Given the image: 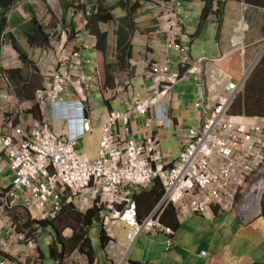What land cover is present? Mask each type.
<instances>
[{
	"label": "built area",
	"instance_id": "1",
	"mask_svg": "<svg viewBox=\"0 0 264 264\" xmlns=\"http://www.w3.org/2000/svg\"><path fill=\"white\" fill-rule=\"evenodd\" d=\"M182 4L178 0L155 4L157 30L152 38L159 41L163 37V53H154L149 59L145 75L150 85L144 90L135 91L131 77L116 81V93L128 109L113 111L103 120L95 159L79 149L94 132L93 119L99 118L90 90L96 78L99 88L102 81L99 73L87 69L93 62L83 57V51L97 47V37L89 45L71 39L69 30L62 28L51 35L49 44L29 45L26 51L42 78L34 100L19 96L9 71L22 61L13 47H3L0 158L7 161L14 180L0 204V264L43 263L36 232L23 227L15 216L21 206L38 232L43 229L40 223L56 219L66 207L82 212L96 207L99 226L108 233L114 226L127 230L129 249L144 232L165 234L167 248H173L174 227L163 219L170 207L179 222L214 216V208L232 213L240 211L238 199L247 189L244 207L259 210L264 196V116L232 113L250 70L236 77L217 65L237 51L246 58L249 47L244 33L249 25L243 21L239 41L232 42L236 52L231 56L196 61L191 53V32L184 28L187 16L178 7ZM94 5L95 1L88 5L89 15ZM110 26L103 23V30L109 31ZM189 80L198 88L196 108L201 125L188 130L184 150L173 161L164 153L159 129L173 126L172 92L180 82ZM69 93L73 101L84 103L91 116L82 121L79 135L67 127L59 128L57 119L62 117L53 116L58 107L68 104L65 95ZM1 100L7 104L2 105ZM34 108L38 110L33 112ZM137 117L144 119L141 129L134 125ZM156 179L163 184V197L142 217L135 196ZM254 217L249 216L248 222ZM24 247L29 248L25 255Z\"/></svg>",
	"mask_w": 264,
	"mask_h": 264
},
{
	"label": "crops",
	"instance_id": "2",
	"mask_svg": "<svg viewBox=\"0 0 264 264\" xmlns=\"http://www.w3.org/2000/svg\"><path fill=\"white\" fill-rule=\"evenodd\" d=\"M81 1H83L82 5H80ZM85 1L87 2V0H18L16 7H14V10L9 15L8 30L17 35L18 40L19 42H21V44L22 41L26 42V45H23V47L25 50H28L29 43H27L28 40L24 37L27 31V26L29 25L33 16L36 15L38 20L43 25L50 28V30H48L49 33L55 34L59 31V26L61 25L59 24L60 22L58 23L59 19H58V15H56L57 12L58 14L63 16V26L67 27L71 31V33L75 35L74 37H76L75 38L76 40L81 41L82 39L84 42L91 45L93 42V38L92 36L88 35L90 30L88 28H85L83 22L85 17L84 4H86L85 7L87 8V3H85ZM118 1L116 2L118 3ZM109 2L112 3L113 1H109ZM109 2L108 0H105V2L103 1V4H105L106 7H113L117 4L116 2H115L116 4L114 2L110 4ZM155 8L156 5H152V4L149 5L147 4V2H143L141 4V8L138 11V17H140L141 12H143L144 14L147 12V10L154 11ZM118 11L121 12L120 15L117 14ZM250 11H255L252 14H254L255 18H261L262 23L258 30H253L255 35L253 34L252 36H249L250 43L248 45L251 44V46L254 47L260 44L264 40V10L255 7H250L244 3L231 1L227 4L225 8L224 23L222 27H220L218 20L213 17L209 21H207L205 28L203 29L201 34L199 35L197 34L199 23L196 26H194L192 30H189L191 32V37H192L190 42L192 57L196 61L201 59L202 57L205 58L202 55H205L206 51L208 50L206 48L207 45L205 47L206 50H203L202 53L196 52L194 50V47L197 42L195 39L196 37L198 38L201 37L209 27H210L209 37L206 38L207 41L212 40L211 29L215 28L216 32L218 31L217 45H214L213 48V51L217 55L215 53H211V55L217 56L215 60L221 59L223 57L231 56L232 52L234 51L232 47V42L239 41L242 33L241 28L243 25V21H245L249 26H251L247 19V16L245 15L246 13L249 12V16H251ZM124 12L125 10L121 7L117 8L114 11L117 18L122 17L124 15ZM201 16L202 13L200 14V18ZM214 19L217 20L216 24H214ZM114 27L115 25H113V29L115 30ZM137 27L138 30L136 31V36H135L136 41L134 38V50L132 54V59L134 60L133 62L135 64L132 68V64L129 62L130 64H128L129 66L127 67L126 71L123 72L117 71L119 73L115 81L123 80L126 77H131L135 81V86H136L135 91L136 90L142 91L150 85V81L146 79V75H145V71L147 69L149 59L154 53L159 55L163 53L164 41H163V37H160L159 41H155L152 38L153 35H155L152 33H155L157 30L156 25H155L156 29L148 30L149 28H153V27H148L147 25L145 27L142 26L140 27L137 18ZM184 28L188 31L186 24H184ZM113 32L115 31L112 30L109 31L108 33V44L110 45H112V36H114ZM115 35H116V39H118L116 33ZM138 36L140 37V39L137 38ZM136 42L138 43L136 44ZM74 43L75 42H73V44ZM78 45L79 47H81L82 43L80 42L78 43ZM116 50H117V42H116ZM94 53H96V58L92 56ZM196 54L199 57L196 58L197 56ZM234 55L227 59L228 64L232 65L235 60L234 64L240 67L239 57L235 56V59H233ZM83 56L85 60L95 62L96 64L95 65L96 68H94L95 75L97 70L100 71L101 69V72L103 73L100 75L101 77L100 79L101 81H103V79L107 77L105 76L106 68H105V64H103V60H104L103 54L99 51V49L91 48L90 50L83 51ZM174 60L176 62L177 58L174 57ZM225 62L222 64H217L218 67H224ZM97 64H99V66H97ZM106 64L113 65V63L109 61V58H107ZM229 65H227V67H229ZM92 66L93 64L88 67L89 70L92 69ZM227 67L225 66V68ZM209 68H211V66H209ZM117 72H115V74ZM112 73H114V71H112ZM93 86L95 89L99 88V84L97 82L95 83V85L93 84ZM3 91L4 89L2 88L0 82V92ZM197 95H198V88L196 83L192 80L182 81L175 87V89L172 92L171 101H170V105L173 112V126L169 129H163V128L159 129V134L161 138L163 137L161 135L162 130L171 129L174 130L173 132L183 131L185 132V134H187L188 130L192 128V126L189 127L190 125H188L189 106L186 105L187 98L193 100L192 97H194V100H196ZM125 96L129 97L130 93ZM1 104L6 105L7 103L6 101L1 100ZM106 109L107 110L102 114L100 113L98 114L97 110L94 109L98 114L99 118L93 119L94 132L91 135L92 136L95 135L97 139L98 150L100 147V138H101L100 127L103 123V120L108 118L109 113L113 109L126 111L128 109V105L127 103L119 99V97H117L116 100L111 102V104L107 103ZM196 119L199 122V125H201L199 117L197 118L196 116ZM143 123H144V119L141 117H137L134 125L135 127L139 126L138 129H141ZM58 126H60L59 128L63 129L62 122H58ZM91 138L93 139V137ZM178 138L180 140V143H182L181 145L182 149L179 151L177 158L174 159L172 153L166 154L173 161H176L180 157V154L184 148L186 135L184 136L183 139L182 137H178ZM12 176L13 173L11 172L7 161L5 160V158H0V192L9 184L12 185L11 181L14 179V177L12 179ZM9 178L12 179L10 182L8 180ZM141 192L142 191H138L135 198L139 203L141 216L145 217L157 205L159 201L158 200L159 195L158 193L152 194L150 192L141 195ZM170 208L166 212L165 218L163 217V219L165 220L164 222L166 224L174 227L175 230V236L173 237L174 246L172 249L167 248V244H166L167 236L165 234H161V233L153 234V233L144 232L139 236V238L134 243L132 248H130L131 249L130 250L129 249L130 246L127 241V235H126L127 230L121 229L117 226H114L113 231L109 232L110 234L108 233L112 237V240L109 242V244H107V246H103L100 236V230H99V228L101 227L96 222L94 223L92 229L90 230V237L92 238L93 245L95 243L97 244L100 243L101 249L100 251L97 250L94 245L97 258L92 264H239L242 262V259L244 258L242 251L241 249L238 250L239 247L237 246L236 247L237 255L233 257L231 254H228V249L232 247L231 245L238 242L242 234L246 230L252 231V235H254L255 237L259 236L260 230L263 229L264 231V219L262 218V214L255 216L254 219H251V221L248 222L249 216H244L243 214H241L240 211L236 210L234 211L236 213L234 212L230 213V214H236L239 219V222H233L231 231L235 236L230 237L228 235L229 232L222 231L224 224L228 222H189L193 219L199 218L200 216L192 217L186 222H179L178 219L176 218L174 208L173 207L171 209ZM22 209L24 208L19 207L17 211ZM223 214L226 213H221L219 212L218 208H214V216H211L208 219L216 221ZM29 222L30 221H28V223ZM21 223H23V221H21ZM64 223L67 222L64 221ZM253 223L256 225L258 224L260 228L255 230L253 227H251ZM70 224L71 223H67L66 228L64 229L63 235L65 237L71 236L74 232ZM49 225L51 224H48L44 228H48ZM206 225H210L211 229L209 228L206 229ZM238 225L240 228L237 231H235ZM37 233L38 230L36 231V234ZM54 236L55 234L53 233L51 240L54 239ZM250 238L254 240L252 237ZM51 240L49 244L53 243L51 242ZM250 242L252 241L250 240ZM24 249L25 250L23 251V254L25 255L29 251V248L24 247ZM128 250H130V252L129 255L127 256ZM41 252L43 255L42 264H47L46 263L48 261L47 256L45 255V253H43L42 250ZM204 252L207 253L206 257L202 256ZM55 262L58 264L57 261ZM65 262H66L65 264H90L88 257L80 253L79 251L72 252ZM245 264H258V263L256 262L253 263V261H246Z\"/></svg>",
	"mask_w": 264,
	"mask_h": 264
},
{
	"label": "trees",
	"instance_id": "3",
	"mask_svg": "<svg viewBox=\"0 0 264 264\" xmlns=\"http://www.w3.org/2000/svg\"><path fill=\"white\" fill-rule=\"evenodd\" d=\"M89 1L91 0H87L85 3H93ZM158 1L162 0H119L117 3L118 5L116 4L115 6L108 8L96 6L98 4L96 2L93 9L91 10V17L89 18V24L87 28L93 35L98 37V49L104 57L103 64H105L106 68V72H104L105 76L107 77L105 78V86L102 92L104 99L108 104H111V102L117 98V94L115 92V79L117 78L118 73L126 71L127 67L129 66L128 64H132V54L134 50L133 40L136 31L138 30L137 18L141 4L143 2H147V4L155 5ZM231 1L244 3L250 7L264 10V0H202L203 10L201 20L198 25L197 34H201L207 21L213 17L218 20L220 27H222L224 23L225 8ZM17 2L18 0H0V57L2 48L7 42H10L20 53L24 67L12 69L9 71V74L14 81L19 96L22 99L34 100L36 90L42 86V79L37 73L33 62L29 59L27 52L19 43L17 37L12 33H7V28L9 25L8 12L10 8ZM82 4L83 1H81L80 5ZM85 5L86 4H84V8ZM119 7L126 11V15L116 19L114 11ZM115 20H118L119 28L117 30L118 39L116 62L113 64V66L112 64H106L109 50L108 34L102 32L99 26L102 22H111ZM73 35L74 34H72V37ZM25 37L31 46H45L50 42V33L47 31V27L38 20L36 15L33 16L32 20L27 26ZM112 71H114V73H112ZM115 72L117 73L115 74ZM37 110V108H34L33 112ZM232 113L236 115H247L249 117L264 116V55L250 75L245 90L234 103ZM149 192L152 194L158 193V200H161L164 194V188L160 179H156L150 188L142 190L141 195ZM2 197L3 193L0 192V203ZM165 214L163 216L164 218ZM60 216H63V220L69 217L71 218V221L73 219V221L70 222V225L74 230L71 236L65 237L63 233L58 230V227H55L53 223L54 221L50 222L45 220L41 223L43 228L48 224H52L56 230L53 243L51 245L52 258H54L58 264H65V261L72 252L79 251L80 253L86 255L90 261V264H92L96 260L97 254L95 252L92 238L90 237V230L92 229L94 223L98 222L99 220V209L95 207L89 209L86 212H79L72 207H67ZM262 218L264 219V198L262 202ZM100 227L101 228H99V230L102 244L103 246H107V244H109V242L112 240V237L108 234L103 226Z\"/></svg>",
	"mask_w": 264,
	"mask_h": 264
},
{
	"label": "rangeland",
	"instance_id": "4",
	"mask_svg": "<svg viewBox=\"0 0 264 264\" xmlns=\"http://www.w3.org/2000/svg\"><path fill=\"white\" fill-rule=\"evenodd\" d=\"M103 1L105 2V0H103ZM103 1L97 0V3L99 4V7L101 6L103 8H106V5L103 4ZM109 1H113L115 3L118 0H108V2ZM179 1H181L183 4L181 6H178V7L181 9L183 16H187L184 20V23L186 24L188 31L192 30V28L194 26H196L199 23V21L201 20L200 14L202 13V10H203L202 0H178V2ZM112 3H110V4H112ZM254 12L255 11H250L251 16H249V12L245 14L247 16V19H248L250 25L253 27V29H252V27L250 26V30L246 31L244 33L245 34L244 42L246 45L250 43L249 42L250 41L249 36H252L253 34L255 35L253 30H258L261 26V23H262L261 18H255L254 14H252ZM120 13L121 12H119V11L117 12L118 15H120ZM62 17H63L62 15H59V18H62ZM216 22H217V20L214 19V24H216ZM58 23L61 24L59 26V29H62L63 28V20H59ZM156 23H157V19L155 16V12L153 10H147V12L144 14H143V12H141L140 17H138V24L140 25V27L141 26L145 27L146 25L148 27H153V28H149L148 30L156 29L155 28ZM209 28L201 37H199V38L196 37L195 40L197 42H196V45L194 47V50L196 52L202 53L203 50H206L205 47L207 45L206 48L208 50L206 51L205 55H202V56H204L205 58H208L209 60H215L217 56L211 55V53H215L213 51V48H214V45H217L218 31L216 32L215 28L211 29L212 30V36H211L212 40L207 41L206 38L209 37ZM48 30H50L49 27H47V31ZM111 31H112V28H111ZM113 31H115V30L113 29ZM251 32H252V34H251ZM115 33H116V31L113 32L115 37L112 36V45L109 44V50H108V55H107V58H109V61H111V63H113V64L116 62V53H117L116 52L117 39H116ZM24 38H26V37H24ZM137 38L140 39L139 36ZM135 41H136V38H135ZM19 43L21 44V42H19ZM137 43L138 42H136V44ZM21 45H26V42L22 41ZM263 45H264V40L260 44H258L257 46L251 47L246 54L245 60L243 58L241 59V57L239 56V53H236L235 55H237L239 57V60H240V67L238 65L234 64L235 60H234L232 65H229L228 60H227L224 64L223 68H225V66L227 67V65H229V67H227L225 69L228 70L229 72H231L236 77H240L245 71H249L253 65H254V67L252 70H254L255 67L257 66L258 62L260 61L259 60L256 62V60L259 57V54L261 53ZM235 55H234L233 59L235 58ZM92 56L94 58H96V53H94ZM197 57H199V56L197 55L196 58ZM22 67H24V65ZM252 70L250 73H252ZM93 84L95 85V83H93ZM183 85H184V83H183ZM180 86H181V84H180ZM68 97H70V95H68ZM192 98H193V100H190L189 98H187V103H186V105L189 106L188 125H190L189 127H191V126L192 127H200L199 122L196 119V116L198 118L197 114L199 113L198 109L196 108V100H194V97H192ZM90 100L93 103V109H96L98 114L99 113L102 114L103 112H105L107 110L106 109L107 103L104 99L103 94L101 92L97 91L94 87L91 88ZM173 131L174 130H171V129L170 130H162L161 135L163 137L161 138V141H162L161 143L163 146L164 153L165 154H169V153L171 154L172 153L173 158L176 159L179 151L182 149V146H181L182 143H180V140L178 137H182V139H183L186 134L183 131H175V132H173ZM168 133H171V134H168ZM91 137H93V139ZM183 150H184V148H183ZM79 153H87L91 159H95L98 157V144H97V139H96L95 135L94 136L90 135L86 138V140L81 144V147L79 149ZM13 177H14V175L12 176V179H13ZM12 179L9 178L8 179L9 182ZM11 182H13V180ZM10 185L11 184L6 186L5 188H9ZM246 190L247 189H244L242 191V193L240 194L239 199H238V202H239L238 205L240 207V212L244 216H256L259 214V212L262 211L263 199L261 202V207H259V210L251 209L248 206L244 207V205H243L244 199L243 198L245 197ZM263 198H264V196H263ZM234 213H236V212H234ZM16 216H17L20 223H21V221H23V222L25 221L23 223V225L25 228H29L30 232H33V233L36 232L37 227H36L35 223L32 222L30 216L28 215V213L24 209L16 211ZM208 218H209L208 216L199 217V218L193 219L189 222H228V223L224 224L222 231L223 232H229L228 235L230 237L235 236L231 230H232L233 222H239V219H238L236 214H230V213L229 214L228 213L223 214L216 221L210 220ZM28 221H30V222L28 223ZM64 221L67 223H70L73 221V219L71 221V218L69 217V218H66L63 220V216H60L54 220V222H55L54 225L55 226L57 225L58 230L61 233H63L64 229L66 228L67 223H64ZM253 224L251 225V227H253L255 230L260 228V226L258 224L257 225L256 224L253 225ZM40 226L42 227V225H40ZM208 228L211 229L210 225H206V229H208ZM236 228L237 229L235 231H237L240 228L239 225ZM55 232H56V230H55L54 226L51 224V225H49L48 228H44L37 233L38 245L41 247V250L43 251V253H45V255L47 256V260H48L46 262L47 264H57L55 262V259L52 258V256H51V249H52L51 245H52V243L49 244V242L52 238V234L53 233L55 234ZM250 237H252L254 240H252ZM241 238L238 242H236L237 244L234 243L231 245L232 247H230V249H228V254H231L233 257L235 255H237L236 254V252H237L236 247L238 246L239 247L238 250L241 249L243 257H244L242 259V262L239 264H245L246 261H253V263L256 262L258 264H264V231H263V229L259 231V236H257V237L252 235V231L246 230L242 234ZM250 240L252 242H250ZM51 242H53V240H51ZM94 245H95V248L100 251V249H101L100 243H98V244L95 243Z\"/></svg>",
	"mask_w": 264,
	"mask_h": 264
},
{
	"label": "clouds",
	"instance_id": "5",
	"mask_svg": "<svg viewBox=\"0 0 264 264\" xmlns=\"http://www.w3.org/2000/svg\"><path fill=\"white\" fill-rule=\"evenodd\" d=\"M95 1V3L97 2V0H94ZM93 0H91V1H89V2H94ZM90 3H87V8L85 7V17H84V25H85V28H87V26H88V24H89V18L91 17V12H90V15H89V11H88V5H89ZM16 5H17V3L14 5V6H12L11 8H10V10H9V12H8V21H9V15H10V13L14 10V7H16ZM96 6H99V4H97ZM94 7V6H93ZM93 9V8H92ZM126 15V11L124 12V15L123 16H125ZM122 16V17H123ZM63 18V17H62ZM120 18V17H119ZM59 19V18H58ZM116 19H118L117 17H116ZM86 20H88L87 21V24L85 23L86 22ZM9 23V22H8ZM103 23H109V24H111V26H110V29H109V31H111V28H112V30H113V25H115V31H116V34H117V30H118V28H119V22H118V20H115V21H111V22H102L101 24H100V29H101V31L102 32H105V33H109V31H104L103 30ZM9 26V25H8ZM45 26V25H44ZM47 27V26H46ZM63 29H67V30H69L67 27H65V26H63ZM59 30H61V29H59ZM249 30H250V26H249ZM59 32V31H58ZM57 32V33H58ZM69 32L71 33V31L69 30ZM7 33H12V32H10L9 30H8V28H7ZM12 34H14V33H12ZM52 34H54V33H52ZM51 33H50V37H51V35H52ZM16 37H17V35L16 34H14ZM89 36H92V38H93V36H96V35H93L91 32H89ZM135 36H136V34H135ZM135 36H134V38H135ZM97 37V36H96ZM76 37H74V35H73V37H72V33H71V39H75ZM17 39H18V37H17ZM97 39H98V37H97ZM19 41V40H18ZM93 42H94V39H93ZM93 42H92V44H93ZM29 43V42H28ZM133 43H134V40H133ZM98 44H99V39H98V43H97V47H96V49H98ZM29 45H30V43H29ZM4 46H10V47H13L14 48V46L10 43V42H7V43H5L4 44ZM3 46V47H4ZM23 46V45H22ZM247 46L249 47L248 48V50L252 47L251 45H248L247 44ZM24 48V47H23ZM3 49V48H2ZM14 50L16 51V52H18L15 48H14ZM25 50V49H24ZM26 51V50H25ZM27 52V51H26ZM234 52H236V51H234ZM248 52V51H247ZM19 53V52H18ZM236 53H239L238 51L236 52ZM235 53V54H236ZM28 54V53H27ZM19 55H20V53H19ZM263 55H264V45H263V48H262V50H261V53L259 54V57H258V59L257 60H260L261 61V59H262V57H263ZM239 56H240V54H239ZM28 57H29V59H30V55L28 54ZM84 57V56H83ZM241 57V56H240ZM20 59H21V56H20ZM241 59H242V57H241ZM245 60V59H244ZM256 60V61H257ZM22 61V60H21ZM85 61H88V60H85ZM259 61V62H260ZM259 62H258V64H259ZM93 64V66H92V69H90L91 71L92 70H94V72H95V69L94 68H96L95 67V62H93L92 63ZM92 64H88L87 65V69L89 70V66L90 65H92ZM257 64V65H258ZM24 64H23V62L21 63V64H19V66L18 67H16V68H23L22 66H23ZM97 66H99V64H97ZM35 67V66H34ZM253 67H254V65L251 67V69H250V72H251V70L253 69ZM257 67V66H256ZM255 67V68H256ZM16 68H14V69H16ZM90 70H89V72H90ZM254 70H252V72H253ZM38 73V72H37ZM97 73H99L98 74V76L97 77H99V78H101L100 77V75L102 74V72H101V69H100V71L99 70H97V72H96V74ZM39 74V73H38ZM252 73H250V75H251ZM94 75H95V73H94ZM250 75H249V77H250ZM40 76V75H39ZM40 78H41V76H40ZM104 78V77H103ZM42 79V78H41ZM97 79V78H96ZM96 79L93 81V83L96 81ZM101 80V79H100ZM248 80H249V78H248ZM96 83V82H95ZM246 85H247V83H246ZM104 86H105V79H103V81H102V87H100V88H97L96 90L97 91H100L102 94H103V89H104ZM42 87V86H41ZM41 87H39V88H41ZM92 87H94L93 85H92ZM246 87V86H245ZM38 88V89H39ZM115 89H116V81H115ZM245 90V89H244ZM37 91V90H36ZM90 92H91V90H90ZM115 92H116V90H115ZM117 94V93H116ZM68 95H70V97H68ZM65 97H66V100H67V102H68V104L66 105V106H63V105H61L60 107H58L55 111H54V118H57L58 116H61L62 118H59V119H57V123L58 122H62L63 123V128H65V127H67L69 130H70V132L71 133H73V134H77V135H79L80 134V132H81V123H82V121L85 119V118H90L91 116H90V113H89V111L86 109V106L84 105V103H81V102H78V101H73V97L71 96V94L69 93V94H67V95H65ZM117 97H119L118 95H117ZM35 99V98H34ZM170 108H171V105H170ZM113 111H118V110H112L111 112H113ZM120 111V110H119ZM171 111H172V108H171ZM94 112L96 113V111L94 110ZM110 112V113H111ZM109 113V114H110ZM88 115V116H87ZM91 135V134H90ZM89 136V135H88ZM87 136V137H88ZM86 137V138H87ZM85 138V139H86ZM85 141V140H84ZM84 141H82V143L84 142ZM100 148V147H99ZM98 153H99V150H98ZM87 154V153H86ZM88 155V154H87ZM88 157H89V155H88ZM90 158V157H89ZM91 159V158H90ZM14 180V179H13ZM13 183V182H12ZM6 189L7 188H4V189H2V193H3V195H4V193L6 192ZM3 198V197H2ZM0 204H2V200H1V203ZM22 207V206H21ZM67 208V207H66ZM73 208V207H72ZM73 209H75V208H73ZM18 210V209H17ZM25 210V209H24ZM64 210H65V208H64ZM63 210V211H64ZM76 210V209H75ZM63 211H62V213H63ZM76 211H78V210H76ZM27 212V211H26ZM79 212H82V211H79ZM61 213V214H62ZM60 214V215H61ZM29 215V214H28ZM59 215V216H60ZM58 216V217H59ZM57 217V218H58ZM31 218V217H30ZM56 218V219H57ZM32 220V219H31ZM55 220V219H54ZM54 220H49L50 222H53ZM33 221V220H32ZM98 223V222H97ZM99 224V223H98ZM40 225H41V223H40Z\"/></svg>",
	"mask_w": 264,
	"mask_h": 264
},
{
	"label": "water",
	"instance_id": "6",
	"mask_svg": "<svg viewBox=\"0 0 264 264\" xmlns=\"http://www.w3.org/2000/svg\"><path fill=\"white\" fill-rule=\"evenodd\" d=\"M88 116V115H87Z\"/></svg>",
	"mask_w": 264,
	"mask_h": 264
}]
</instances>
